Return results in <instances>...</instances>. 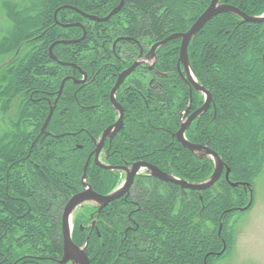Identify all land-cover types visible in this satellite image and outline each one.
<instances>
[{
  "label": "trees",
  "instance_id": "1",
  "mask_svg": "<svg viewBox=\"0 0 264 264\" xmlns=\"http://www.w3.org/2000/svg\"><path fill=\"white\" fill-rule=\"evenodd\" d=\"M119 1L44 0L38 16L16 18L15 38L21 39L8 43L16 48L22 41L34 39L37 46L11 72V78L4 77L11 85L3 93L11 94L14 90L25 93L24 119L37 121L33 130L37 134V125L45 120L49 105L56 97L59 99L48 123V134L36 140V133L23 131L18 143L1 146L2 159L11 165L0 167V264H57L61 257L59 212L56 208L54 215L50 213L52 204L62 206L80 190L79 178L93 149L92 138H98L115 119L109 90L117 68L123 64L113 47L117 40L143 37L147 38L149 48L171 33L187 30L209 3V0H123L117 14H122L120 18L114 15L102 22L90 20L73 9L101 18ZM219 2L235 6L249 16L264 12V0ZM161 10L165 12L160 13ZM190 10L196 15L191 20L184 14ZM199 33L200 45V40L193 39L189 49L196 53L200 83L212 95L215 118L211 122L210 118L200 120L199 131L187 132L186 137L192 142L193 135L208 141L229 168L224 193L210 203L208 198L192 192L194 200L174 215L171 196L136 194L137 200L141 197L140 214L154 221L150 224H125L133 207L113 202L107 212L99 215L104 222L93 230L74 225L72 240L77 245L87 240L86 253L91 264H212L218 257L215 254L223 248L216 231L221 214L227 217L244 203L242 193L229 183L248 184L263 171L264 24L241 22L235 14L222 13L207 22ZM59 40L75 42L53 46V55L58 59L54 61L48 48ZM176 42L171 40L156 51L162 61L157 63V70L169 72L170 78H158L156 89L140 88L142 93H137V100H128L126 108L130 112L125 108L124 129L112 141L115 149L112 161L118 159V150H123L127 157L149 156L163 171L193 182L206 176L210 163L203 159L204 165H200V159L196 156L195 159L171 136L179 128L177 116L170 111L172 97L177 89L185 88L176 70ZM80 71L87 72L90 78L93 74L96 77L81 87L69 79L57 96L61 80L67 76L81 78ZM117 99L121 102L118 96ZM208 124L212 125L211 130ZM65 146L71 149L67 151ZM26 176L30 180L22 183L20 180L27 181ZM117 180L115 172L92 163L87 168V181L100 194L113 190ZM44 195L51 198L46 200ZM138 215L136 212L135 219ZM204 217L210 221L207 226ZM18 228L23 236L15 237Z\"/></svg>",
  "mask_w": 264,
  "mask_h": 264
},
{
  "label": "rangeland",
  "instance_id": "2",
  "mask_svg": "<svg viewBox=\"0 0 264 264\" xmlns=\"http://www.w3.org/2000/svg\"><path fill=\"white\" fill-rule=\"evenodd\" d=\"M43 2L44 0H0V149L3 144H6L9 147H12L14 143L15 144L18 143L17 140L20 137V133H22L23 131L32 133V134L36 133V131H33V130L34 128H36L35 124H37V121L30 119L29 122L28 121L25 122L24 114L26 113L24 111L22 112L23 103L26 100L25 93H23L22 91L15 92V90L14 92L11 91V94L3 93V92L7 88V85L9 88L11 85L10 80L4 79V77L10 76L11 78L12 77L11 72H13L14 69L17 68L18 65L22 63L21 61L25 59L26 55L29 54L37 46L36 45L37 41L36 40L34 41V39L29 40V41H22L21 44H19L16 48H12V45L8 43V41H10L11 43H14L21 39V37L19 39H16L18 36L15 35V32L18 26L16 18L17 19H22V18L30 19V18L38 16L42 11ZM209 3H210V0H209ZM65 7L66 6H64L63 8ZM205 9L199 15H201L205 11ZM164 12L165 10H161L160 13H164ZM191 12L192 11L190 10L189 12L184 13L187 19L190 18L191 20L192 18L194 19L196 17V15H192ZM117 14L118 12L115 15ZM121 15L122 14H119L117 16L120 18ZM111 17L107 18V20L110 19ZM121 20L124 21L126 19L122 18ZM195 20H192V21L194 22ZM193 22L189 25L188 29L191 27ZM65 27H69V26H65ZM82 29H84V26H82ZM198 35H196L193 39L199 41L201 38L198 39ZM170 40H177L176 42V45L178 47L177 54H176L177 55L176 56L177 57L176 67H177L181 40L179 39H170ZM63 41H67V42L64 43ZM117 41L119 42L114 44L113 47L117 48L118 59H122L120 62H123V64H125V63L132 61V63H137V66L138 65L145 66V68L139 67L138 69L140 70L136 72V74H138V72L140 71V73L138 74V77L140 80V84L142 83V86H141L142 91L145 90L148 83L150 84V87L153 84H155L156 82H153L152 84L150 83L149 80L152 78V74L150 72H146L147 70L145 69H146V66H148L147 69H151L152 67L156 69L157 63L160 62L161 64L162 61L158 60V52L155 53L157 55V59L154 61H150L151 58L145 56L146 51L144 50L143 47L147 43V38L142 37L140 40H137L139 44L141 45V47L139 45H135L129 42H124V41H131L130 39H127V38H124L121 41L120 40H117ZM59 43L60 44H72L73 42H69V40H59V41H55L53 44L55 46L56 44H59ZM154 43H152L151 45H153ZM200 43H201V40L198 42V44L200 45ZM146 45L148 46V44ZM151 45L149 47H151ZM52 49L53 47L51 48V54L54 58L51 55L50 57L52 58V60L58 61V59L53 55ZM132 50H135L136 54L134 55V57H131L129 59L126 55H128L129 51H132ZM187 55H188V62L190 65V70L192 71V75L195 78V80L200 83V77H198L196 74L197 72H196L195 64L197 63L198 60L196 59V56H195L196 53L194 49L193 50L189 49ZM151 64H152V67L150 68L149 66ZM181 70H183L182 64H181ZM81 72L79 73L81 78L79 77L78 79L73 78V80H75L76 83L80 84V87L86 86L87 84H89L88 79L86 78L87 74H85V72L83 71ZM163 72H166V71H163ZM65 78H67L66 81L71 79L68 76ZM157 78L159 77L157 76ZM180 83H182V81H180ZM184 87L185 88H183L182 91L180 90L181 92L177 89L175 93L173 94L174 98L172 97V101L174 105L172 103V106L170 109V111L173 112L177 116L179 125L182 122V120H184L182 118V113L188 104L187 88L185 85ZM195 95L196 97H194V102H197L198 104L193 106V108L200 106V102L203 101V97H202L203 95L201 93H197ZM58 99L59 97H56L55 100L53 101L54 103L49 105V110H48L47 115L49 114L51 107H52V115H53L54 108H55V105ZM112 110L113 112L115 111L113 108ZM116 118L117 116L115 117L114 121L116 120ZM207 118L208 119L210 118L209 119L210 122L212 119L215 118V111L212 110V108L208 109V111L204 115H201L198 120H195L193 123H191L189 125V128L187 129V132L192 133V134L198 132L200 129V120H203V122H205ZM44 122L45 120H43L39 125H37V130L39 129V132L38 134L36 133L37 134L36 135L37 137L35 136L36 140L39 136L46 135L49 132L48 123L45 127H43ZM207 126L211 130L212 125L208 124ZM42 127H43L44 132H42L41 130ZM191 139L194 140V142L191 141L192 143H196L199 145L200 144L206 145L205 143L209 144L208 141H205L204 139L200 140L196 138L194 135L192 136ZM36 140H34V142ZM63 148L69 151L71 149V146L70 147L65 146ZM93 150L94 149H92V151ZM56 151H57V148H56ZM193 156L195 158V155ZM57 157H59V155ZM91 157L93 158V156ZM92 158H91L90 165L92 163L94 164V166L100 168L94 163V158L93 159ZM203 159L207 160V162L210 163V167L205 171L206 176L201 178L200 180L193 181V182H190L183 178L184 180H186L189 183L195 184L197 182H203L208 177H210L214 169L213 159H211L209 155L202 156L200 157V162H199L200 165H204ZM0 165H1L0 166L1 168L2 167L8 168L11 164L9 162L4 161V159H2L0 155ZM12 173L14 174V172ZM30 175H32V171H30ZM81 176L79 178V182L81 180ZM25 178L27 181H23V180H20V181L23 183V182H28L30 180V178L28 179L27 176ZM122 179H123V176L118 177L116 186L121 183ZM224 182H225L224 173H222L221 178H219L218 181L213 186H211L207 190H204V191L200 190L199 192H196V193H198L200 197L208 198V201L212 203V201H215L217 197H221L223 195L224 193L223 189H225ZM242 184L237 186L236 188L239 189L238 191L241 192L242 195L244 196L243 205L237 209H234L233 211L234 213L227 217H225L226 214H221V217L219 219V225L216 227V231H217L218 236L222 238V242H223L222 247L224 246L225 250L224 252L222 251L223 253L218 255V257L212 261V264H264V168L261 174L257 175L252 180V182L248 183L249 185L245 184V182H243ZM141 185L145 188L153 189L154 183H152L151 181H147V183L142 182ZM175 186H176V190H175ZM80 189H81V184H80ZM184 191L185 192H181V190H179L178 188V185L174 183H168V182L167 183H164V182L157 183V194L158 195H163L164 198H167V196L172 197L171 213L173 215L174 213L180 211L181 209H186L187 205H189V203L194 200L193 198L195 197L194 195L196 193L193 194L192 191H189L187 189H184ZM43 197L46 200H49L51 198L50 195L49 196L44 195ZM54 197L57 201L58 200L57 196L54 195ZM65 203L62 206L60 205L58 207L56 204L55 205L52 204V210L50 212L51 214L54 215V213H56V208L58 209V212H59L58 220H59V226H60V233H61L60 218L62 215V210L65 206ZM94 214L95 212L93 211L92 206L88 204L83 205L82 208H78L73 213V216H72L71 236L73 233L75 223L79 224L80 227L83 226V228H90L92 223H94L95 225L96 217L94 216ZM225 221L227 222L226 225L229 226L227 232H230V234L228 237L226 236V233H225L226 229L224 228ZM209 222L210 221L208 220V218L204 217V223L206 226L207 224H209ZM208 228L212 229L213 226H210ZM16 234L17 235H15V237H18L20 235L23 236L22 230L20 228L17 229ZM61 238H62V235H61ZM83 244L84 243L80 244L79 246L82 247ZM85 251H86V246H85ZM25 264H32V263H25Z\"/></svg>",
  "mask_w": 264,
  "mask_h": 264
},
{
  "label": "water",
  "instance_id": "3",
  "mask_svg": "<svg viewBox=\"0 0 264 264\" xmlns=\"http://www.w3.org/2000/svg\"><path fill=\"white\" fill-rule=\"evenodd\" d=\"M122 4H123V0H120L119 4L116 7H114L106 16L101 17V18L96 17V16L87 15L84 12H82L76 8H73V9L76 10L78 13H80L82 16L88 17L91 20H94L96 22H102V21H105L107 18L115 15L120 10ZM221 13H233V14L237 15L242 20V22L264 23V14H262L260 16H248L246 13L241 11L239 8H236V7H234L232 5H228V4H220L219 0H211L208 7L205 9V11L201 15H199V17L193 22L191 27L186 32L172 33L169 36H167L165 39H163L162 41H159L156 44H154L151 48V50H154L156 47L163 45L164 43H166L170 39L179 38L181 40L180 50H179V58H178V64L177 65L179 66L180 63L183 65L184 72L186 74L188 82L194 87L195 90L203 92L206 95V99H205L204 104L198 110H196L193 114H191L189 116L188 120H186L184 123L181 124L179 130L174 134V136L189 151L199 153L200 157L207 156V155L212 157L215 161L212 174L205 181L194 184V183H189L186 180L178 179L174 176H171V175L161 171L156 166H153V165H150L148 163L139 161V162L133 163L130 169L125 168L126 178H125L124 182L121 184V186L117 190H115V191H113L107 195H100V194L94 192L91 189L90 185L86 183V169H87V165L89 162V158L92 154L94 155V162L97 165H99L100 167H102L104 169H108V170L113 168L111 166H106V165H103L100 162H98V156H99V152H100V149L102 148V144H103L104 140L107 137L111 138L118 131V129L121 126L122 112L123 111H122V108L120 107V105L116 102V100L114 98V92L117 89L118 85L122 82L123 78L126 75H128L137 66V63H134L130 69L119 74V76L115 82V85L111 90V94H110L111 104L113 105L114 109L119 112V117L113 125L107 127L103 131L99 142H96L95 149L93 150L92 154L89 156L86 163L84 164L83 175L81 178L82 190L73 194L67 200V202L65 203V206L62 210V215H61L62 256L57 261L58 264H67L69 262H70V264H90L88 256L84 250L85 244L83 247H79L73 243L72 238H71V230H72L71 220H72L73 211L77 207H80V206L84 205L85 203L90 202V203H95V204L99 205L98 210L96 211V213H99V211L104 206H106L109 202L117 199L118 197L123 195L128 190V188L130 187V185L133 181L134 176L137 175V171L139 169L146 168L150 172L151 176H153L157 179H160L162 181L168 182V183L177 184L181 189H190V190H196V191H200V190L202 191V190L208 189L211 186H213L215 184V182L221 177L224 169H225L224 176L226 179L228 178L229 169L226 167L225 163L222 161V159L220 158L218 153H216L213 149L209 148L207 144L206 145H199V144L190 143L186 140V138L184 136L185 130H186L187 126L189 125L190 121L194 117H196L198 114H200L201 112L207 110L209 107V104L211 102L210 92L207 91L204 87L200 86L192 77L190 65L188 62V55H187L188 45H189L190 41L192 40V38L203 28V26L208 21H210L213 17H215ZM63 42L66 43L67 41H63ZM69 42H75V41L69 40ZM53 46H54V44H51V46L49 47V54L51 56H52L51 48ZM66 79L67 78H64L61 81V84H60L58 92H57L58 96L62 92V88H63L64 82L66 81ZM51 115H52V107L50 108L49 114L47 115V117L45 119L43 127H45L47 125V123L50 121ZM43 127L41 129L42 132H44ZM230 185L233 187H236L239 184L238 183H230ZM220 253L221 252L217 253L216 255H219Z\"/></svg>",
  "mask_w": 264,
  "mask_h": 264
},
{
  "label": "flooded vegetation",
  "instance_id": "4",
  "mask_svg": "<svg viewBox=\"0 0 264 264\" xmlns=\"http://www.w3.org/2000/svg\"><path fill=\"white\" fill-rule=\"evenodd\" d=\"M124 38L130 39L131 42H133V44L139 45L141 47V45L139 44V42L137 40H133V39L128 38V37H122V38H119V40H122ZM140 47H139V49H140ZM143 48L146 51L145 52V56L148 57L149 56V54H148L149 48L147 47L146 44L144 45ZM135 54H136L135 52L134 53H128V55H130L131 57H134ZM128 55H126V56L128 57ZM156 59H157V57H156ZM132 66H133V63H132V61H130L128 63L122 64V67L121 68H117L116 76H115V79L113 81V84H112L111 88L114 86V84H115V82H116L119 74H121V73L125 72L126 70L130 69ZM139 67L140 68H145V66L138 65L128 75H126L123 78L122 82L118 85V88H117V90L115 92V96H116V99H117V96H118L119 100L121 101V102H119L117 100L119 102V104L122 106V111H123L122 112L121 126H120L119 130L111 138H108L107 137L104 140V142L102 144V148H101V150L99 152V160L101 162H103L104 164H106V166L113 167L110 170H108V169H102V170H105L107 172H115L116 176H118V177L119 176H123L122 181L126 178L125 168L130 169L131 166H132V164L135 163V162L141 161V162H145V163H148L150 165L156 166L154 164V160H152L149 156H139V155H136V156H133V157H127V156H125V153H124L123 150L122 151L118 150L119 151V153H118L119 154L118 159L115 162L112 161L113 156L115 154V149H112V141H113V138L116 137L117 134L121 130L124 129V126H125V118H126V110H127L128 113L130 112L129 108H126L128 106V103L127 102L130 99L131 100H137L136 99L137 98V93L139 95H141V93H142L141 92V89H140L141 86H142V83L140 84V80H139V77H138V74L140 73V71L138 72V74H136V72L138 70H140V69H138ZM147 68H148V66H146V69H145V70H147L146 72H150L152 74V78L149 80L150 83L151 84L153 82H156V83L153 84L151 87H150V84L148 83V85H147V87L145 89H149V87L152 88V89H156L157 88V86H158V78H157V76L161 80H163L164 78L165 79L170 78L169 72L159 71V70H157V68L154 69V67H152V68L150 67L151 69H147ZM85 74H87L86 78L89 81H92L96 77V74H93L91 76V78L89 77V75H88L87 72H85ZM135 74H136V76H135ZM181 80H182V77H181ZM182 81H183L184 85L186 86L187 92H188V104H187V106L185 108V116H186V118H188L192 113H194L197 109L200 108V106L202 105L203 101L200 102V106H197L196 108H193V106H195V105L198 104L197 102H194V97H196L195 94L200 93V92L197 91V90H195L193 86L188 85L187 81H184V80H182ZM111 88L109 90V96H110ZM124 95L126 96V98L124 97ZM125 108H126V110H125ZM113 113H114V116L116 117L117 116L116 112L114 111ZM198 119H199V117L198 118H195V119H192L191 123H193L195 120H198ZM114 122L115 121H113L112 123H114ZM110 125H108V126H110ZM108 126H106V127H108ZM100 135H99V137H100ZM171 136L173 137V135H171ZM98 138H96V139H98ZM93 139L94 138H92V140ZM94 147H95V142L93 140V149H94ZM101 156H102V158H101ZM156 167H158V166H156ZM140 172L141 173H138L137 175L134 176L133 181H132L130 187L128 188V190L123 195H121L117 199L111 201L106 206H104L99 211V215L103 211H106L107 212V210L111 207V205L113 204V202L118 201V203H121L122 205H127V206H130V207H133L130 210V212H128V214H127V219L129 221L127 222V220H126L125 224H150V223H153L154 222L152 218H149L147 216H143L142 214H140V213H142L141 205H140V199H141V197H140V199L138 198V200H137L136 199V197H137L136 194H139V195L141 194L142 195V193H143V194H146V195H150V196L152 195V196H156V197L157 196H163V195H158L157 194V183L164 182V181L159 180V179L151 176L149 174L150 172L147 169H143ZM147 181H151L152 183H154L153 189H148V188H145V187H143L141 185L142 182L147 183ZM179 190H181V189H179ZM181 192H185V191L181 190ZM88 205L92 206V209H93L94 212L98 208V206L96 204H94V203H90ZM136 212H138L139 215L135 219V216L134 215H136ZM99 215H97V216L94 215L96 217V224L93 225V226L91 225V227L89 228L90 230H93L98 223L104 222V221H102L100 219ZM92 224H94V223H92Z\"/></svg>",
  "mask_w": 264,
  "mask_h": 264
}]
</instances>
